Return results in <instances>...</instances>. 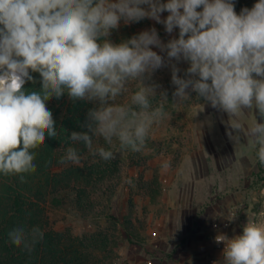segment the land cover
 <instances>
[{
    "label": "clouds",
    "instance_id": "clouds-1",
    "mask_svg": "<svg viewBox=\"0 0 264 264\" xmlns=\"http://www.w3.org/2000/svg\"><path fill=\"white\" fill-rule=\"evenodd\" d=\"M145 18L169 35L178 29V36L164 43L152 28L120 43L110 39L121 21ZM181 61L188 64L183 77ZM168 65L174 101L195 93L227 114L229 139L239 144L243 137L264 166V0L239 14L234 0H0V175L24 182L37 170L35 150L58 134L48 102L64 96L97 105L88 112L87 131L69 136L91 155L114 159V141L120 150L143 151L153 125L168 115L163 102L153 106L158 86L145 81ZM32 73L39 74V90L25 89L36 82ZM135 81L145 86L128 103H115ZM159 95L168 101L166 92ZM94 138L109 148L94 146ZM68 162L80 164L77 148L68 147L59 161ZM8 238L31 254L44 232L17 227ZM216 242L225 245L223 264H264V223L247 220L242 234H221Z\"/></svg>",
    "mask_w": 264,
    "mask_h": 264
},
{
    "label": "rangeland",
    "instance_id": "rangeland-1",
    "mask_svg": "<svg viewBox=\"0 0 264 264\" xmlns=\"http://www.w3.org/2000/svg\"><path fill=\"white\" fill-rule=\"evenodd\" d=\"M256 2L234 0L235 11ZM152 28L164 43L178 36V29L169 35L163 24L145 18L127 25L121 21L110 39L120 43ZM177 67L183 77L188 64L181 61ZM171 76L168 65L145 81L158 86L153 106L163 102L168 115L153 125L143 151L120 150L114 141L110 161L86 148L79 154L80 164H61L76 166V174H83L67 190L49 195L44 206L50 227L62 234L61 248L81 251L75 264H211V259L223 264L216 237L242 234L247 220L264 223V166L247 150L243 137L239 144L229 139L227 114L195 93L187 101H174ZM145 84L130 83L115 103H128ZM161 92L168 101H162ZM95 145L109 148L102 138H94ZM83 147L75 148L79 152ZM164 162L170 163L167 170L161 167ZM63 259L69 261L68 256Z\"/></svg>",
    "mask_w": 264,
    "mask_h": 264
},
{
    "label": "trees",
    "instance_id": "trees-1",
    "mask_svg": "<svg viewBox=\"0 0 264 264\" xmlns=\"http://www.w3.org/2000/svg\"><path fill=\"white\" fill-rule=\"evenodd\" d=\"M35 83L29 81L25 84L26 90H39L40 77L32 73ZM53 99L48 102V108L56 121L57 136L46 137L45 144L36 151L34 163L37 170L25 174L24 182L19 176L3 177L0 175V264H75L82 256L81 251L75 248L66 252L63 245L62 234L50 227L46 215L45 203L49 195L67 190L70 183L80 179L78 167L61 168L59 154L61 149L77 147L81 143L71 141L72 132L87 131L88 112L94 106L88 101H71ZM86 147L78 153L83 155ZM38 226L44 232V239L35 245L31 254L22 246L17 247L8 238V232L17 227L30 229Z\"/></svg>",
    "mask_w": 264,
    "mask_h": 264
},
{
    "label": "built area",
    "instance_id": "built-area-1",
    "mask_svg": "<svg viewBox=\"0 0 264 264\" xmlns=\"http://www.w3.org/2000/svg\"><path fill=\"white\" fill-rule=\"evenodd\" d=\"M224 247H225V245H224L223 243H217V248H218V249L224 250ZM210 263H211V264H216V262H215L214 259H211V260H210ZM126 264H129V263H126Z\"/></svg>",
    "mask_w": 264,
    "mask_h": 264
}]
</instances>
